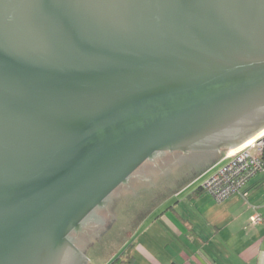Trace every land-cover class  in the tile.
<instances>
[{
	"label": "water",
	"instance_id": "obj_1",
	"mask_svg": "<svg viewBox=\"0 0 264 264\" xmlns=\"http://www.w3.org/2000/svg\"><path fill=\"white\" fill-rule=\"evenodd\" d=\"M263 130L264 0H0V264H88L144 163Z\"/></svg>",
	"mask_w": 264,
	"mask_h": 264
},
{
	"label": "rangeland",
	"instance_id": "obj_2",
	"mask_svg": "<svg viewBox=\"0 0 264 264\" xmlns=\"http://www.w3.org/2000/svg\"><path fill=\"white\" fill-rule=\"evenodd\" d=\"M210 164L187 155H170L162 161L141 166L134 172L137 173L130 186L121 185L115 190L120 199L108 214H104L108 222L103 226V233L89 236L83 246L88 264H111L134 243L157 245L165 236L164 229L175 226L170 215L161 218L169 207L177 205L176 211L193 223L187 211L201 214L208 207L219 209L202 187L216 165ZM200 187L205 192L204 198L197 205H191L188 198ZM179 200L184 204H176ZM139 258L137 255V260ZM138 264H143L142 259Z\"/></svg>",
	"mask_w": 264,
	"mask_h": 264
},
{
	"label": "crops",
	"instance_id": "obj_3",
	"mask_svg": "<svg viewBox=\"0 0 264 264\" xmlns=\"http://www.w3.org/2000/svg\"><path fill=\"white\" fill-rule=\"evenodd\" d=\"M221 163L222 159L209 174ZM204 194L189 196L191 205H197ZM179 203L184 204L183 200ZM218 205L219 209L208 207L201 214L187 211L194 223L176 211L177 205L169 207L161 218L170 215L175 226L164 229L165 236L157 245L134 243V264L139 259L143 264H264V221L252 223L254 216L264 220V174L251 181L247 198L234 196Z\"/></svg>",
	"mask_w": 264,
	"mask_h": 264
},
{
	"label": "built area",
	"instance_id": "obj_4",
	"mask_svg": "<svg viewBox=\"0 0 264 264\" xmlns=\"http://www.w3.org/2000/svg\"><path fill=\"white\" fill-rule=\"evenodd\" d=\"M261 174H264V135L249 146L228 151L202 187L217 204H224L234 196L247 198L249 184ZM263 221L259 216L252 218L253 224Z\"/></svg>",
	"mask_w": 264,
	"mask_h": 264
},
{
	"label": "flooded vegetation",
	"instance_id": "obj_5",
	"mask_svg": "<svg viewBox=\"0 0 264 264\" xmlns=\"http://www.w3.org/2000/svg\"><path fill=\"white\" fill-rule=\"evenodd\" d=\"M168 154H172V153H164L160 156H158L157 158H155L152 161L149 162H156V161H162L163 159L168 157ZM188 155V154H186ZM149 164V163H148ZM139 171V170H138ZM137 171V172H138ZM136 172V173H137ZM134 173L129 181L122 185L124 186H130V184L133 183V181L135 180V174ZM121 186V187H122ZM119 187V188H121ZM118 188V189H119ZM117 191V190H116ZM116 191H114L109 198L106 200L105 204L102 207H98L94 210L91 218L81 227V229L78 232H72L70 234V236L72 237V240L74 242V244L81 249L82 251H84L85 249H82L83 246L85 245L87 239L89 238V236L93 235H97L100 233H103L104 228L103 226L107 224V219L105 217L104 214H108L109 211L115 207V205L117 204V202L119 201L120 197L116 196ZM86 251V250H85Z\"/></svg>",
	"mask_w": 264,
	"mask_h": 264
},
{
	"label": "trees",
	"instance_id": "obj_6",
	"mask_svg": "<svg viewBox=\"0 0 264 264\" xmlns=\"http://www.w3.org/2000/svg\"><path fill=\"white\" fill-rule=\"evenodd\" d=\"M226 150H223L221 152H216V153H209V152H192L189 153L187 156L191 157V159H200V160H204L206 162H209L211 164H216L218 163L221 158L226 154ZM170 155H186V154H182V153H172V154H168V157ZM149 162H146L145 164L142 165V167L146 164H148ZM210 164V165H211ZM121 187V186H120ZM204 191L203 189L200 187L197 191L194 192V196L195 195H200L203 194ZM132 249L133 246L129 247L123 254L121 257H118L117 259H115L111 264H134V257L132 255Z\"/></svg>",
	"mask_w": 264,
	"mask_h": 264
},
{
	"label": "bare ground",
	"instance_id": "obj_7",
	"mask_svg": "<svg viewBox=\"0 0 264 264\" xmlns=\"http://www.w3.org/2000/svg\"><path fill=\"white\" fill-rule=\"evenodd\" d=\"M263 135H264V130L262 132H260L258 135H256L254 138H252L250 141H248L243 147H246V146L253 144L255 141H257Z\"/></svg>",
	"mask_w": 264,
	"mask_h": 264
}]
</instances>
